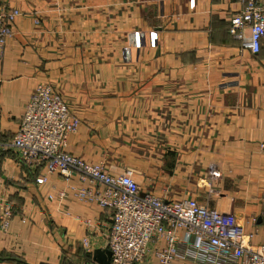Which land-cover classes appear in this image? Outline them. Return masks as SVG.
<instances>
[{
    "label": "crops",
    "instance_id": "1",
    "mask_svg": "<svg viewBox=\"0 0 264 264\" xmlns=\"http://www.w3.org/2000/svg\"><path fill=\"white\" fill-rule=\"evenodd\" d=\"M2 9L21 15L0 60V143L49 83L82 123L66 152L133 171L143 191L195 199L264 245V50L230 33L237 1L0 0ZM19 157L0 152V199L13 209L0 264H91L108 249V213L74 196L77 175L46 173L41 184Z\"/></svg>",
    "mask_w": 264,
    "mask_h": 264
},
{
    "label": "built area",
    "instance_id": "2",
    "mask_svg": "<svg viewBox=\"0 0 264 264\" xmlns=\"http://www.w3.org/2000/svg\"><path fill=\"white\" fill-rule=\"evenodd\" d=\"M235 1L241 9L230 16V33L258 54L264 50V0ZM19 15L16 9L0 11V60L15 34ZM81 126L63 95L49 83H40L18 131L11 142L0 143V152L13 150L21 165L40 169L41 184L47 181L46 173H58L67 182L78 176L74 196L82 202H96L108 213L110 264H264V245H252L244 227L218 210L195 199L170 200L143 191L133 171L112 174L104 163L91 164L66 152L70 136ZM12 217L11 203L1 198L2 231H7ZM82 242L89 251V240Z\"/></svg>",
    "mask_w": 264,
    "mask_h": 264
},
{
    "label": "water",
    "instance_id": "3",
    "mask_svg": "<svg viewBox=\"0 0 264 264\" xmlns=\"http://www.w3.org/2000/svg\"><path fill=\"white\" fill-rule=\"evenodd\" d=\"M94 260L98 264H110L111 262V252L109 249L105 250H96L94 251Z\"/></svg>",
    "mask_w": 264,
    "mask_h": 264
},
{
    "label": "trees",
    "instance_id": "4",
    "mask_svg": "<svg viewBox=\"0 0 264 264\" xmlns=\"http://www.w3.org/2000/svg\"><path fill=\"white\" fill-rule=\"evenodd\" d=\"M89 259H90V262H92L91 264L94 263V259L91 257V255H89Z\"/></svg>",
    "mask_w": 264,
    "mask_h": 264
},
{
    "label": "rangeland",
    "instance_id": "5",
    "mask_svg": "<svg viewBox=\"0 0 264 264\" xmlns=\"http://www.w3.org/2000/svg\"><path fill=\"white\" fill-rule=\"evenodd\" d=\"M133 39H134V37H132V39H131V40H132V41H134Z\"/></svg>",
    "mask_w": 264,
    "mask_h": 264
}]
</instances>
